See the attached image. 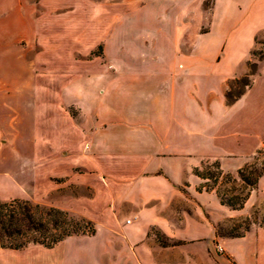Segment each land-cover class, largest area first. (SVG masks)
Listing matches in <instances>:
<instances>
[{
    "label": "crops",
    "instance_id": "crops-1",
    "mask_svg": "<svg viewBox=\"0 0 264 264\" xmlns=\"http://www.w3.org/2000/svg\"><path fill=\"white\" fill-rule=\"evenodd\" d=\"M202 5L0 0V198L96 226L0 247V264H264V225L218 236L237 210L196 173L209 160L237 171L264 144V59L226 98L264 33V0Z\"/></svg>",
    "mask_w": 264,
    "mask_h": 264
},
{
    "label": "trees",
    "instance_id": "trees-1",
    "mask_svg": "<svg viewBox=\"0 0 264 264\" xmlns=\"http://www.w3.org/2000/svg\"><path fill=\"white\" fill-rule=\"evenodd\" d=\"M255 53L252 50L251 55ZM255 71V70H254ZM250 71L240 79L241 87L226 93L228 102L234 101L239 97L250 84V77L254 73ZM219 165L218 162H215ZM239 168L237 175L250 188L254 187L258 177L263 171L250 170L247 173ZM196 173L201 176L196 170ZM202 177V176H201ZM213 186H207V189ZM220 203L232 209H239L243 205L235 196L228 198L220 197ZM216 232L220 237H240L248 232L251 228L246 229L243 233L232 228L228 231H222L218 224H215ZM95 227L92 222L83 218L75 217L71 213L52 206H45L39 203H32L26 199H0V247L9 249H23L30 244H39L47 248L55 246L63 239L78 234H93ZM158 241L165 246L171 244L162 240L158 236Z\"/></svg>",
    "mask_w": 264,
    "mask_h": 264
},
{
    "label": "rangeland",
    "instance_id": "rangeland-1",
    "mask_svg": "<svg viewBox=\"0 0 264 264\" xmlns=\"http://www.w3.org/2000/svg\"><path fill=\"white\" fill-rule=\"evenodd\" d=\"M120 1H121L120 10L122 12L128 10L129 8L138 6L144 2V0H120ZM211 1L212 0H203L202 9L205 12H207L208 9L210 8ZM190 9L195 15L198 14L195 13L197 12L196 7L191 6ZM46 20H49V16L46 17ZM72 24L73 26L78 25L77 30L81 29L79 27L80 23H72ZM62 26L60 27V29L63 28ZM256 44H257L256 47L253 49L255 53L253 55H250V59L247 62L248 73L252 70L256 71L257 66H259L260 64L259 63L260 60L264 59V33L257 38ZM43 50L44 48L42 45H37L35 48V52L41 51L42 53ZM93 50L94 51L92 52L94 54H98L100 52V46L98 47V45H96ZM42 57H48L47 51L44 50ZM90 57L93 56L90 55ZM47 65H48L47 63L44 62L42 63V67H47ZM243 76L236 78L234 81L230 83L231 87L233 88L232 90L235 91L236 89L242 86L240 83V79ZM241 169L245 170L244 172L246 173L250 170L253 171L259 170V171H263V174H261L258 177L255 186L250 188L248 185H246L242 180L238 178L237 171H231V172L224 171L223 169L220 168L219 165L215 164V161H211V160L205 161L201 165V168L198 170V173H200L202 178L205 179L203 186L205 187L213 186L212 188L209 189H214L219 199L220 197L228 198L230 196H235L238 198L239 202L243 203L241 208L236 209L237 215H235L234 217L225 216L222 220L218 221L217 223L218 227L222 231H228L231 230L232 228H236L237 229L236 231L243 233L248 228H252L256 225H264V144L253 155L250 156L248 162H246V164H244V166H242ZM251 193H253L254 196L251 198V200L248 203L247 200L248 197H250ZM1 200H5V199H1ZM26 200H29L32 203H39L32 199H26ZM40 204L48 206V204H44V203H40ZM74 216L81 217L80 215H75V214ZM92 225L96 227L94 222H92ZM83 235L91 236L92 234L91 235L78 234L72 236L81 237ZM157 235L160 236L162 240L166 241V239L162 237L160 233H157ZM58 244L59 243H57L56 245ZM34 246H42V245L30 244L21 250L25 251L26 249L30 247L32 248Z\"/></svg>",
    "mask_w": 264,
    "mask_h": 264
},
{
    "label": "built area",
    "instance_id": "built-area-1",
    "mask_svg": "<svg viewBox=\"0 0 264 264\" xmlns=\"http://www.w3.org/2000/svg\"><path fill=\"white\" fill-rule=\"evenodd\" d=\"M218 250H220V248L218 247Z\"/></svg>",
    "mask_w": 264,
    "mask_h": 264
}]
</instances>
